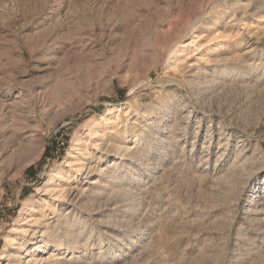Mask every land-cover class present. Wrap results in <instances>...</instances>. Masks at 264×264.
Masks as SVG:
<instances>
[{
	"label": "rangeland",
	"instance_id": "rangeland-1",
	"mask_svg": "<svg viewBox=\"0 0 264 264\" xmlns=\"http://www.w3.org/2000/svg\"><path fill=\"white\" fill-rule=\"evenodd\" d=\"M0 264H264V0H0Z\"/></svg>",
	"mask_w": 264,
	"mask_h": 264
}]
</instances>
